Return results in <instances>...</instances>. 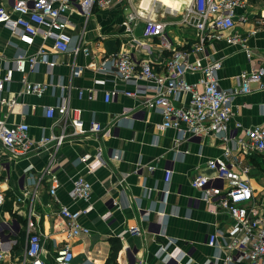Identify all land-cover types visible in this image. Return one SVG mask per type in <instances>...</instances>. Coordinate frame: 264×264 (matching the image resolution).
Here are the masks:
<instances>
[{"label":"crops","instance_id":"1","mask_svg":"<svg viewBox=\"0 0 264 264\" xmlns=\"http://www.w3.org/2000/svg\"><path fill=\"white\" fill-rule=\"evenodd\" d=\"M185 1L189 0H177L174 7H164L161 12L162 21L168 22L163 18L167 15L177 18L170 21L168 31L178 50L195 43L198 37L194 29L176 23ZM0 6H10V0H0ZM243 14L247 20L235 17L233 32L245 39L252 53H264V24H257L264 22V0H247L245 9L236 10V15ZM68 19L66 31L71 35L83 32V40L91 51L89 56L75 57V64L82 71L73 77L71 56L56 54L51 40L37 35L33 44L26 45L0 24V78L17 54H32L40 47L47 54V60L40 62L34 73L26 74L27 81L47 85L46 91L40 97L24 94L22 75L13 73L12 80L0 92V119L9 125L28 124V136L34 141L49 134L61 137L59 145L35 147L19 159L0 151V185L4 196L10 195L13 213L10 216L6 211L1 219L5 226L13 225V232L8 235L16 242L11 263L23 254V224L31 210L41 239V258L46 264H56L53 257L63 245L71 250L73 264H166L169 257L177 256H183L182 264H221L223 251L208 247L206 240L215 232L217 245L222 246L231 235L233 223L218 205L222 195H211L208 201L190 205L191 197L201 196L200 191L192 189L190 181L203 175L209 179L208 189L221 185L224 190L226 184L214 180V172L206 167V162L214 157L235 161L248 167L250 185L264 207V155L239 145L235 136L240 130L234 128L235 122L243 127L264 124V91L251 84L249 92L233 98L226 141L214 135L161 129L160 113L144 104L146 98L153 96L152 91L135 97L121 93L150 83L138 73L134 81L123 82L109 66V60L119 53L127 54L136 63L147 59L153 70L161 74L169 52L155 40L137 37L142 21L126 24L123 3L94 9L86 22L76 12L69 13ZM207 57L222 61L216 76L224 89L234 88L237 75L248 68L243 50L224 40L207 42L204 53L190 54L186 61L204 63ZM200 76L187 74L186 80L196 83ZM110 91L117 92L106 102L104 95ZM63 98H68L69 106L78 110V125L71 121V115L45 117V109L59 105ZM171 99L176 106L188 101L184 94ZM11 100L16 101L13 111L5 105ZM91 122L99 123L103 130L90 133ZM97 155L107 164L89 172L86 165ZM114 155L119 158L113 159ZM82 157L87 161L81 162ZM47 167L59 181L55 198L49 194L47 175H43ZM165 170L172 171L168 184L164 181ZM79 176L91 184L88 203L69 195L73 180ZM165 189L168 193L163 196ZM60 206L70 210L89 208L79 217L89 232L65 238L59 230L66 223L58 213ZM133 226L141 229L140 235L126 233Z\"/></svg>","mask_w":264,"mask_h":264},{"label":"built area","instance_id":"2","mask_svg":"<svg viewBox=\"0 0 264 264\" xmlns=\"http://www.w3.org/2000/svg\"><path fill=\"white\" fill-rule=\"evenodd\" d=\"M154 2L156 0H153V4ZM116 3H123L126 24L136 25L142 21V39L155 40L169 52L161 74L153 70L147 59L136 63L127 54L119 53L111 56L109 66L115 69L120 80L125 83L134 81L138 73L150 83L145 87L136 85L133 90H123L121 93L126 97H135L152 91L153 96L146 98L144 104L160 113L161 129H174L183 134L197 136L214 135L223 141L228 140V127L233 117V98L238 94L249 92L251 84H256L258 90L264 91V53H252L245 39L233 32L235 17L239 21L247 20L244 14L236 15L237 9H245L247 0L185 1L176 23L194 29L198 37L195 43L181 50L176 49L168 31V26L172 22L155 20L145 15L147 11L142 10L141 13L139 5L137 8L133 6V0H10V6H0V24L16 33L18 40L26 45L33 44L37 35L51 40L56 54L71 56L70 67L73 77L82 71V67L75 64V57L80 54L89 56L91 51L83 40V32L71 35L66 31L69 13L76 12L86 22L94 9H108ZM257 24L263 25L264 22L258 21ZM212 40H224L227 44L240 47L244 52L248 68L237 75V84L234 88L224 89L218 83L216 75L222 65L220 59L207 57L204 63L186 61L190 54L204 53L206 43ZM46 58L47 54L42 47L32 54H17L11 66L5 69L4 75L0 78V92L16 72L22 75L21 84L24 94L36 97L43 95L47 85L27 81L26 74L34 73L38 64L46 61ZM196 73L201 75L196 83L186 80L187 74ZM197 86L201 89L198 90ZM116 92L105 93V101H109ZM182 94L187 95L188 101L184 106H176L171 98ZM79 96H83L82 91ZM15 104V100L5 103L12 111ZM77 113L78 110L69 106L68 98H63L59 105L45 109L46 118L52 119L54 116L67 118L71 115L74 125L79 124ZM234 128L240 130L235 136L239 145L264 155V124L243 127L239 122H235ZM28 130L29 126L24 122L9 125L0 119V151H4L13 159H19L25 157L35 147L52 143L60 144L61 137L53 134L34 141L28 136ZM102 130L103 127L97 122H91L88 129L90 133H100ZM112 158L119 157L114 155ZM80 161L86 162L87 159L82 157ZM106 164L107 162L97 155L91 164L86 165V168L92 172L96 167ZM206 167L214 172V180H218L222 185L225 183L226 187L223 190V186L220 185L210 190L207 187L209 179L198 175L191 179L190 186L200 191L201 196L191 197L190 205H199L200 202L208 201L211 195H222L218 205L233 223L227 242L218 246V234L214 232L208 236L206 245L211 248L218 247L223 251L221 264H264V207H261L258 196L254 194L250 185L247 177L248 167L221 157L209 159ZM171 174L170 170L164 171L165 184L169 183ZM43 175H47L49 194L55 198L59 187L57 177L48 167ZM167 193L168 190L165 189L163 196ZM25 195L27 193H24ZM69 195L73 200L88 203L91 199V184L79 176L73 180ZM17 201H20V198ZM3 203L4 193L0 185V210ZM88 209L70 210L66 206L59 207L58 213L66 221L59 230L65 238L71 239L89 232V229L79 222V217L86 214ZM33 216L31 210H28L23 224L24 251L20 257L13 260V264H46L41 258V239L35 231ZM5 225V222H0V264H12L11 251L16 242L8 234L13 232V225L9 223ZM141 232L138 226L126 231L130 236L140 235ZM182 258L183 256L169 257L165 263L182 264ZM53 261L56 264H73V254L69 247L67 245L59 247Z\"/></svg>","mask_w":264,"mask_h":264},{"label":"rangeland","instance_id":"3","mask_svg":"<svg viewBox=\"0 0 264 264\" xmlns=\"http://www.w3.org/2000/svg\"><path fill=\"white\" fill-rule=\"evenodd\" d=\"M161 1V3H160ZM156 0V2H154L153 4V0H133V6H135V8L138 7L139 5V11L142 13L143 11H147L145 12V15H148L151 18H154L155 20H160L162 17L161 12L163 11L162 9H164V7H168L170 5H173V7L175 6L177 0ZM153 4V8L152 5ZM156 13V15H155ZM155 15V17H154ZM167 15V14H166ZM170 15L167 16H163V18L165 20L168 21H175L177 18L176 17H170L168 18ZM142 29V28H141ZM141 29H140V34H137V37H141ZM10 195L8 193L5 194L4 196V203L3 206L0 210V222L3 220L1 219L2 216H4V213L7 211L9 212L10 216H12V209H11V204H10Z\"/></svg>","mask_w":264,"mask_h":264}]
</instances>
